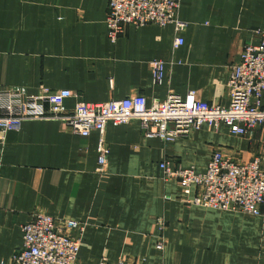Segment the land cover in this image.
Masks as SVG:
<instances>
[{"label": "crops", "instance_id": "crops-1", "mask_svg": "<svg viewBox=\"0 0 264 264\" xmlns=\"http://www.w3.org/2000/svg\"><path fill=\"white\" fill-rule=\"evenodd\" d=\"M108 7V0H0V87L24 86L30 94L70 90L69 110L80 100L133 94L150 105L190 90L227 106L231 68L264 28V0H181L184 30L129 26L113 41ZM178 38L184 43L176 48ZM155 60L165 63L160 83L152 73ZM100 140L97 131L75 134L52 119L0 131V264L22 247V226L36 213L84 226L71 232L80 238L82 264H264V214L190 203L197 187L166 178L162 168L168 162L205 172L216 150L249 162L262 149L264 127L251 138L226 124L204 125L166 142L147 136L138 120L110 123L103 171Z\"/></svg>", "mask_w": 264, "mask_h": 264}, {"label": "built area", "instance_id": "built-area-1", "mask_svg": "<svg viewBox=\"0 0 264 264\" xmlns=\"http://www.w3.org/2000/svg\"><path fill=\"white\" fill-rule=\"evenodd\" d=\"M108 1L106 22L113 41L129 26L175 24L177 30L187 27L178 16L181 0ZM257 33L259 40L248 42L241 60L231 68L227 106L211 105L200 100L195 90H190L186 95L170 93L164 100L156 99L150 105L144 95L133 94L99 103L80 100L69 110L65 100L73 95L70 90L43 87L38 93L30 94L24 86H3L0 87V131L4 134L35 119L60 120L73 133L83 136L97 131L101 135L100 171L107 160L104 133L110 123L120 125L138 120L147 136H157L166 142L204 125L218 130L222 124L228 125L234 134L252 138L258 127H264V28H259ZM183 43L184 39L178 38L175 47ZM151 67L155 82H162L165 63L155 60ZM43 103L49 105L47 111L41 107ZM162 168L166 178H177L187 187H197V196L190 203L218 210L264 214V141L261 151L249 162L216 150L205 172L172 168L168 162H163ZM158 223L164 231L165 218H158ZM77 228L84 229L77 220L36 213L22 226V247L14 253L11 262L1 264H82L80 238L71 233ZM162 238L159 247L163 249L165 240ZM100 264H107L106 260Z\"/></svg>", "mask_w": 264, "mask_h": 264}]
</instances>
